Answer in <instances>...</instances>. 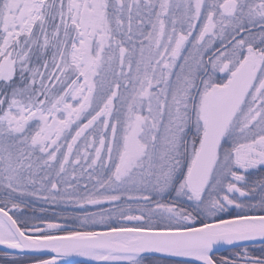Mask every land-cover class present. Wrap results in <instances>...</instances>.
Wrapping results in <instances>:
<instances>
[{"label":"flooded vegetation","instance_id":"af4514ba","mask_svg":"<svg viewBox=\"0 0 264 264\" xmlns=\"http://www.w3.org/2000/svg\"><path fill=\"white\" fill-rule=\"evenodd\" d=\"M88 2L89 0H85L82 7L83 18H87V21L91 10L95 8H91ZM170 2L102 0L99 10L102 22L97 26V38L89 45L87 42L82 45V48L85 47V65L87 55L98 59L94 76L97 86L91 87L96 94L91 103L88 98V82L84 87L80 86L85 83V71L76 72L70 62L76 46V36L71 30L73 7L65 0H44L39 13H44L43 19L36 20L38 30L35 51L29 56H24V69L21 70L18 58H15L12 52L0 57V156L7 158L18 151L24 158L37 157V160L42 161L40 172L47 173L54 169V163L60 161L67 169L60 167L62 170L74 172L72 179L76 178L78 172L82 182L77 186L82 191L81 197H86L91 186L89 177L94 174L90 170L92 166L99 167L101 174H105V170L110 171L109 168L113 166H123V172H126L139 157L142 149L139 147L138 136L143 119L137 116L136 111L143 108V100L147 104L148 100L152 99L157 74L168 75L171 71L174 73L181 64H187L189 69L194 68L196 71L198 68L192 63V59L202 54V46L210 39L212 45L207 52L211 54L205 52L207 70L204 75H200L198 90L195 93L197 96L202 81L210 72L211 59L242 41L247 34L252 35L251 39L242 41L236 48L237 52L241 50L245 53L248 48L260 47L258 43L264 44V38H257L259 33L264 31V25H259L248 29L241 28L242 30L229 39L227 44L219 47L216 45L217 30L212 25L215 15L209 12L203 24L201 6L197 7L191 3L186 24L181 23V27L176 24L172 33H166L161 20L170 12ZM231 3L235 6L233 1ZM85 24L87 28L84 29L88 31V35H93V29L89 28L91 25ZM47 27L51 32L47 31L45 34L43 28ZM227 45L228 47L223 49ZM247 59L252 61L254 77L249 95L254 88L255 93L259 95L264 90V77L259 82L260 73L256 61ZM11 68H14L12 73ZM238 69L223 87L230 84ZM101 86L106 87L104 92L99 91ZM161 88V85L157 84L156 90L161 91ZM144 108L147 113V106ZM234 121L236 118L231 121L228 129ZM240 121L251 122V127L259 119ZM131 125L134 129L126 135ZM191 132L192 129L184 140V157H187L189 139L193 137V141L198 142L197 136H193ZM223 147L225 150L231 149L230 145ZM5 150L7 152L4 153ZM235 150L236 147H232V153ZM262 155L264 159V154ZM90 159L93 161L90 162ZM189 173L186 182V171L178 177L164 198L155 196L153 191L149 192L148 197L139 196L137 188L132 187L128 192L135 195H126L122 200L114 198L116 201L112 202L116 204L113 207L107 206L108 202L104 200L105 202H100L96 209H90L88 201H85L82 211L44 208V211L64 213L67 219L58 220L44 215L35 219H38V224L43 227L58 224L60 221L67 226L58 231L71 233L89 230L81 229L73 221V216L80 219L98 213L101 218L103 214H109L117 220L116 225L104 229L142 227L147 221L157 217L158 220L167 219L171 223L165 230H183L234 217L264 215V164L226 169L224 186L220 188L222 184L219 183L214 188L211 186L209 191L207 189L211 185L213 170L206 187L200 191L192 189ZM71 198L67 201L70 202ZM204 202L211 203V209L204 210L201 206ZM163 205L172 207L177 215H172L170 211L155 216L154 212ZM87 206L89 210H86ZM205 211L210 214H205ZM16 215L21 222H31L26 218L29 213L24 209L17 210ZM123 220L125 222L121 223ZM263 245L238 247L213 254L211 258L215 264H264V252L260 249L264 248ZM174 263L192 264L177 261Z\"/></svg>","mask_w":264,"mask_h":264},{"label":"rangeland","instance_id":"374dc122","mask_svg":"<svg viewBox=\"0 0 264 264\" xmlns=\"http://www.w3.org/2000/svg\"><path fill=\"white\" fill-rule=\"evenodd\" d=\"M43 1L0 0V57L12 52L14 57L18 58L21 70L24 69V56H29L35 51V40L38 30L36 20L38 19L40 21L43 19L44 13L42 12L43 15L42 13L39 14ZM170 1V12L161 20L166 33H172L175 27L174 25L176 24L179 27L182 26L181 23L186 24V18H188L187 13L191 3V5L194 4L197 7L201 6L202 19L206 18L209 12L215 15L212 25L217 30L218 38L216 37V40L218 41L216 45H219V47L227 44L229 39L244 28L248 29L264 25V0ZM231 1L235 3V6ZM65 2H69L74 12L72 15L73 26L71 30L76 36V46H74L70 62L73 66L72 68L76 69V72L85 71L83 75V81L85 83L82 84L81 79L80 86L83 85L84 87L86 82H88L90 89L88 98L91 99L92 103L96 93H93L91 87L97 86V81L94 76L96 75L95 70L98 65V59L97 57L87 55V65H85V57H83L85 47L82 48V45L85 42L89 45L90 42L97 38V26H100V22H102L99 17L102 0H89L90 7L95 8L93 11L91 10L88 21L87 18H83L82 13L85 0H65ZM205 22V19L202 20L203 24ZM85 23L91 25L89 28L93 29V35H88V31L84 29L87 28ZM48 28H43V32H51ZM251 37V34H247L242 38V41H248ZM261 37L264 38V31H261L259 36H257L258 39H261ZM242 41L237 42L210 60V72L202 81L196 100H194V97L198 90L200 75H204L207 70L205 52L211 48L212 41L210 39H207L202 46L201 57L192 59V63L196 64L198 68L196 71L194 68L189 69L187 64H183V66L181 64L179 68H176L174 73L172 71L168 75H158L156 73L157 75L155 77L158 78L154 80L155 91L152 94V99H149L147 104L143 100V108H139L136 111L137 116L143 119V125L139 128L140 136H138L139 147H141L142 151L138 154L139 157L133 161L135 165L133 164L130 170L123 172V166H113L109 168L110 171L105 170V174H101L98 171L99 167L92 166L93 168L90 170L94 174H91L89 177L91 184L89 193L86 197H81L82 191H80L81 189H79L77 184L82 181L77 171H75L77 172L76 178L74 176L75 179H72L74 172H66L67 169L64 167V164L58 161L56 164H53L54 169L50 170L51 173L40 172L41 160H37V157L24 158L21 152L15 151L10 157L2 158L0 156V197L7 195L11 199L26 200L30 204H36L42 207V210L44 208L50 210V208L54 207L58 211L59 209L61 211H68L69 208L82 211V206L85 201H88L90 209H96L99 207L100 202L105 201L108 202L107 206L113 207L116 204V202H112L116 201L114 198H121L122 200L126 195H135L130 191L128 192L132 187L137 188V194L139 196L148 197L150 195L149 192L153 191L155 196L164 198L177 178L181 177L185 171L184 181L186 182L187 180L188 173L200 148L199 139L205 134L208 100L213 91L226 85L232 74L247 58L256 61L260 73L259 82L264 77V44L258 43L260 47L256 49L252 47L248 48L249 50L245 53L241 50L237 52L238 49L236 50V48L239 47ZM210 54L209 52L208 55ZM156 82H158V85H161V91L156 90ZM105 89L106 87L101 86L99 91L103 90L104 92ZM255 89H252L242 109L239 110L236 121L233 122L231 128L227 131L222 146L230 145L231 149L225 150L221 146L217 155V162L213 169V177L210 178L211 185L207 191L211 190V186V188H214L219 183L222 184V186H219L220 188L224 186L226 176L224 173L226 169L240 166L256 167L264 164L262 155V153L264 154V90L257 95ZM146 106L148 108L147 113L146 108H144ZM143 113L144 115H142ZM256 118L259 121L252 124L251 127V122L247 121L244 123L240 121ZM133 129L134 126L131 125L126 135ZM191 129V134L197 136L198 142L193 141V137L189 139L190 145L186 155L187 157H184L183 144L186 135L190 133ZM123 134H125V131ZM232 147H236L233 153L231 151ZM47 160L49 161V159ZM92 161L93 159H90V162ZM60 167L66 170H62ZM70 197H72V201L70 200L68 202L67 200ZM0 204H2L1 201ZM210 204L204 202L201 206L205 208L204 210H207L208 208L211 209L212 205ZM14 208L11 205L7 209L16 214L17 211ZM86 210H89L88 206ZM170 211L172 215H177V212L172 207H167L166 205L158 208V211L154 212V214L157 216V214L162 212L169 213ZM138 212L143 214L140 211ZM205 214L210 213L209 211H205ZM26 218L29 221H34L35 219L34 216L29 217L28 215ZM55 218L64 220L67 219V215L57 212ZM73 221L80 228L89 229L88 231L90 232L97 228L101 230L117 224V220L110 217L109 214H103L101 218L99 213L97 215H91L88 218L83 217L80 219L74 218L73 216ZM59 222L58 224L44 225L45 227L39 224L38 226L40 227L35 226L29 229V233H54L67 226ZM124 222L125 220L121 223ZM170 224L167 219L158 220L157 217H154L140 227L148 230H160L167 229ZM19 259L17 257L13 260L15 262ZM136 263L175 264L173 261L160 258H144L143 261H136Z\"/></svg>","mask_w":264,"mask_h":264},{"label":"water","instance_id":"95a60500","mask_svg":"<svg viewBox=\"0 0 264 264\" xmlns=\"http://www.w3.org/2000/svg\"><path fill=\"white\" fill-rule=\"evenodd\" d=\"M251 65L247 60L230 86L214 91L208 101L206 133L189 175L195 191L205 188L220 142L251 87ZM256 244H264V215L234 217L183 230L116 228L38 237L26 234L11 214L0 208V251L50 258L41 264H124L142 257L215 264L213 254Z\"/></svg>","mask_w":264,"mask_h":264},{"label":"trees","instance_id":"16d2710c","mask_svg":"<svg viewBox=\"0 0 264 264\" xmlns=\"http://www.w3.org/2000/svg\"><path fill=\"white\" fill-rule=\"evenodd\" d=\"M0 201L2 202V204H0V207L7 209L9 206L12 205L13 207H15L14 208L15 210L24 209L27 213H29L28 215L29 217L34 216L36 218V217H39L40 215H44V216H48L51 218H55V214L57 213V212L54 213L52 211L51 212L44 211V209L42 210L36 204H30L26 200L11 199L10 197H7V195L1 196ZM18 222H19L20 227L26 231L28 229H31L39 225L36 219H34V221H31V222H21L19 220ZM49 234L50 235H60V234H66V233L57 231L54 233L45 232V233H38V234H33V235L49 236ZM260 249L262 250V252H264V248H260ZM17 257L20 259L14 262L13 259ZM47 259L48 258H45V257L14 256V255L6 254L0 251V264H33V263H39V262L41 263L42 261H45Z\"/></svg>","mask_w":264,"mask_h":264},{"label":"bare ground","instance_id":"6f19581e","mask_svg":"<svg viewBox=\"0 0 264 264\" xmlns=\"http://www.w3.org/2000/svg\"><path fill=\"white\" fill-rule=\"evenodd\" d=\"M115 261H124V260H126L125 258H116V259H114Z\"/></svg>","mask_w":264,"mask_h":264}]
</instances>
